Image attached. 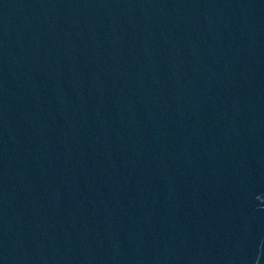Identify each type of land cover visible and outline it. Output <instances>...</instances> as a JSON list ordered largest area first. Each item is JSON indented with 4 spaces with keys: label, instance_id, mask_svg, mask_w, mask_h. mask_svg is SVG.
<instances>
[{
    "label": "water",
    "instance_id": "95a60500",
    "mask_svg": "<svg viewBox=\"0 0 264 264\" xmlns=\"http://www.w3.org/2000/svg\"><path fill=\"white\" fill-rule=\"evenodd\" d=\"M0 264H264V0H0Z\"/></svg>",
    "mask_w": 264,
    "mask_h": 264
}]
</instances>
